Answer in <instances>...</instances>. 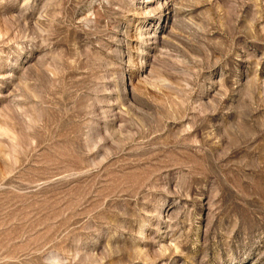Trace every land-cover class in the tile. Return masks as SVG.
Segmentation results:
<instances>
[{
  "label": "rangeland",
  "instance_id": "rangeland-1",
  "mask_svg": "<svg viewBox=\"0 0 264 264\" xmlns=\"http://www.w3.org/2000/svg\"><path fill=\"white\" fill-rule=\"evenodd\" d=\"M0 264H264V0H0Z\"/></svg>",
  "mask_w": 264,
  "mask_h": 264
}]
</instances>
